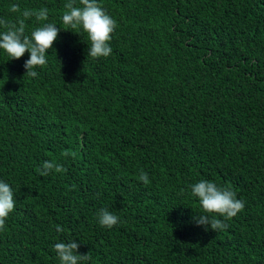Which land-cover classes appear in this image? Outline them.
<instances>
[{"label": "trees", "instance_id": "trees-1", "mask_svg": "<svg viewBox=\"0 0 264 264\" xmlns=\"http://www.w3.org/2000/svg\"><path fill=\"white\" fill-rule=\"evenodd\" d=\"M64 3L0 0L9 20L11 4L48 8L26 34L60 29L35 78L30 53L0 50V180L15 199L0 264H60L53 245L73 239L84 264H264V0H98L118 26L96 60ZM45 161L66 172L41 176ZM201 180L245 204L225 230L193 219ZM101 208L119 223L102 227Z\"/></svg>", "mask_w": 264, "mask_h": 264}, {"label": "clouds", "instance_id": "clouds-1", "mask_svg": "<svg viewBox=\"0 0 264 264\" xmlns=\"http://www.w3.org/2000/svg\"><path fill=\"white\" fill-rule=\"evenodd\" d=\"M62 22L67 28L79 30L87 34L89 48L87 58L96 60L108 57L112 53L110 41L112 33L117 28V22L98 3V0H65ZM9 12L16 13L14 20L0 17V50L8 55L10 60H18L25 53H30V58L24 63L26 73L24 76L35 78L38 76L37 68L47 64V53L53 48L54 42L59 36L60 29L54 23H41L30 34H26V21L34 17L38 22H46L49 19L47 7L39 10L20 9L18 4H11ZM69 151L62 155L68 157ZM37 171L43 177L53 171L55 173L66 172L63 165L55 161H45ZM139 180L148 184L149 176L143 169L140 170ZM191 196L198 198L201 211L194 216L198 226H203L206 231L215 232L225 230L228 225L224 222L231 220L243 211L245 204L237 198L235 191L227 186H219L213 181L201 180L190 186ZM15 209L14 191L12 187L0 180V231L5 230L6 220ZM223 217V220L218 218ZM99 224L108 229L119 223V217L106 208L98 212ZM57 232L63 233L60 225L55 226ZM80 244L76 239L67 242H57L53 250L60 264H84L92 259L91 253L79 252Z\"/></svg>", "mask_w": 264, "mask_h": 264}]
</instances>
